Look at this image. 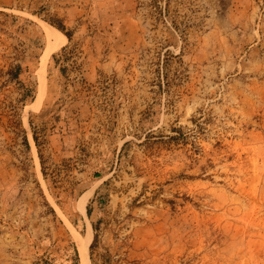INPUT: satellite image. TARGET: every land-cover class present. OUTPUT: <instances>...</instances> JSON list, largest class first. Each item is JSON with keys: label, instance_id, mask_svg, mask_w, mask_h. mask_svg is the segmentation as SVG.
Listing matches in <instances>:
<instances>
[{"label": "rangeland", "instance_id": "rangeland-1", "mask_svg": "<svg viewBox=\"0 0 264 264\" xmlns=\"http://www.w3.org/2000/svg\"><path fill=\"white\" fill-rule=\"evenodd\" d=\"M88 233L86 264H264V0H0V264Z\"/></svg>", "mask_w": 264, "mask_h": 264}, {"label": "bare ground", "instance_id": "bare-ground-1", "mask_svg": "<svg viewBox=\"0 0 264 264\" xmlns=\"http://www.w3.org/2000/svg\"><path fill=\"white\" fill-rule=\"evenodd\" d=\"M47 34L49 36L48 38H52V40H54V42L52 44L50 43L48 45V48H47V50H46V52L44 54V58L52 50H54L55 48H57L59 46H62L66 42V37L64 35H62L61 33H59L58 31H56V32H54V31H48ZM80 207L83 208V203L81 204ZM90 239H91V235H90V233H88L86 237L80 238L78 240L77 247H78V252H79L81 264H86L87 246L89 244Z\"/></svg>", "mask_w": 264, "mask_h": 264}, {"label": "trees", "instance_id": "trees-1", "mask_svg": "<svg viewBox=\"0 0 264 264\" xmlns=\"http://www.w3.org/2000/svg\"><path fill=\"white\" fill-rule=\"evenodd\" d=\"M20 70H21L20 66L16 65L14 67V71H13L14 73L12 74V72H11V74H10L11 77H14V75H15V77L17 78ZM29 98H33V93L32 92L30 93V90L26 89L25 92L22 94V103L24 104Z\"/></svg>", "mask_w": 264, "mask_h": 264}]
</instances>
